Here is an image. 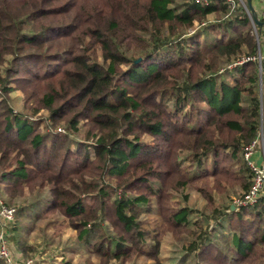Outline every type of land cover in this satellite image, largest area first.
Here are the masks:
<instances>
[{
	"label": "trees",
	"instance_id": "trees-1",
	"mask_svg": "<svg viewBox=\"0 0 264 264\" xmlns=\"http://www.w3.org/2000/svg\"><path fill=\"white\" fill-rule=\"evenodd\" d=\"M257 49L239 2L0 0V68L9 64L0 187L16 221L24 207L13 203L46 191L39 216L60 212L103 264L159 263L163 237L189 233L193 209L173 202L174 192L190 186L213 206L214 191L239 187L241 198L252 187L244 153L261 127L259 69L248 61L228 74L221 65ZM16 90L33 115L44 111L53 128L82 126L86 140L16 115L1 99ZM229 209H213L212 232L193 225L201 233L178 264L192 254L198 264H264V195ZM224 229L229 238H216Z\"/></svg>",
	"mask_w": 264,
	"mask_h": 264
},
{
	"label": "rangeland",
	"instance_id": "rangeland-1",
	"mask_svg": "<svg viewBox=\"0 0 264 264\" xmlns=\"http://www.w3.org/2000/svg\"><path fill=\"white\" fill-rule=\"evenodd\" d=\"M235 6L237 2L245 8L250 15V19L254 28V35L258 42V49L256 55L252 57H244L238 62H223L221 65V72L232 71L237 65H242L245 62L253 61L257 63L259 69V82H260V99L262 101V118L261 127L259 131V137L264 135V25L258 26L252 17V13L249 9L248 0H232ZM211 22L218 21L215 16L210 17ZM260 21H262L260 19ZM260 27V28H258ZM259 30V31H258ZM256 57L254 60L253 58ZM9 64H5L0 68V78H4L5 71ZM228 71V74L230 73ZM227 74V75H228ZM228 79V76H226ZM2 85L0 83V91ZM6 99L8 106L14 111L16 115H20L22 118L30 117L33 121H40V131H50L54 134L67 135L73 140V143L84 142L86 140V131L82 126L78 128H68L65 124L58 125L53 128L52 121L49 116L40 111L37 115H33V111L26 109L25 98L22 91L16 90L10 93L8 98L2 96L1 99ZM36 109V107H33ZM33 116V117H31ZM143 141L147 144H151L152 138L148 136L143 137ZM75 147V145L73 146ZM121 192L118 193L119 196ZM241 189L235 187L231 189L228 194L222 195L218 192H213L214 205L210 206L197 190L190 186L186 189H181L179 192H174L172 201L177 202L181 207H189L193 209L192 214L187 218L189 224V233L182 235L179 239L175 238L171 234H168L162 239V247L160 253V261L156 263L147 257L138 258L134 263L125 264H178L186 256L188 250L186 246L193 243L195 236L193 233L199 234L197 228L193 225L195 223H203L202 231L212 232L215 228V218L213 216V209L215 207L227 209L231 206L235 207V202L240 199ZM188 198H185V197ZM0 198L2 201L12 207H16L8 202V196L5 194L2 187H0ZM92 197L86 196L84 199L87 203H91ZM46 201V191L38 192L35 196L26 195L15 201V205H19L23 208V213L17 219L16 225L12 231L10 237V246L16 255H21L23 259H32L35 264H103V261L95 254L88 253L87 245L84 241L80 242L78 239V232L70 225L69 220L57 212L48 217L41 218L39 215V207H44ZM37 204L39 206H37ZM16 209V208H15ZM235 210H239L235 207ZM234 210V211H235ZM230 211V209L228 210ZM206 217L210 220H206ZM149 217L142 213L139 220L148 221ZM104 232L108 236L112 235L108 225L102 224ZM191 233V235H190ZM221 235H226L229 238V231L224 229L222 233H217L216 238H221ZM194 238V239H193ZM218 245L225 244L226 240H220ZM147 243H150L149 239H146ZM187 243V244H185ZM24 250L26 252L24 253ZM196 254L190 256V260L186 261V264H198L199 261ZM0 264H3L0 260ZM111 264H118V262L112 261Z\"/></svg>",
	"mask_w": 264,
	"mask_h": 264
},
{
	"label": "built area",
	"instance_id": "built-area-1",
	"mask_svg": "<svg viewBox=\"0 0 264 264\" xmlns=\"http://www.w3.org/2000/svg\"><path fill=\"white\" fill-rule=\"evenodd\" d=\"M196 2L208 3L210 0H195ZM233 4L232 0H227ZM261 12L256 13L264 22V0H258ZM254 60L256 57L253 58ZM256 152L261 154L260 161L255 159ZM244 159L253 174L252 187L235 202L238 209L251 207L259 203L264 195V135L258 137L246 148ZM16 223V209L0 198V260L3 264H35L32 259H23L16 255L10 246V237Z\"/></svg>",
	"mask_w": 264,
	"mask_h": 264
},
{
	"label": "water",
	"instance_id": "water-1",
	"mask_svg": "<svg viewBox=\"0 0 264 264\" xmlns=\"http://www.w3.org/2000/svg\"><path fill=\"white\" fill-rule=\"evenodd\" d=\"M248 1H249V9H250L251 13L253 14L252 17H253L254 22L258 26L264 25V22L263 21H260L259 17L256 14V11L254 10V8L252 6V0H248ZM234 210H235V207L234 206H231L230 211H234Z\"/></svg>",
	"mask_w": 264,
	"mask_h": 264
},
{
	"label": "crops",
	"instance_id": "crops-1",
	"mask_svg": "<svg viewBox=\"0 0 264 264\" xmlns=\"http://www.w3.org/2000/svg\"><path fill=\"white\" fill-rule=\"evenodd\" d=\"M248 3H249V1H248ZM252 6H253L254 10L256 11V13L261 12V5H260L258 0H252ZM260 158H261V154L259 152H256L255 159L260 161Z\"/></svg>",
	"mask_w": 264,
	"mask_h": 264
}]
</instances>
